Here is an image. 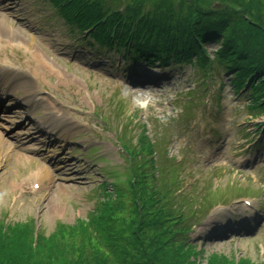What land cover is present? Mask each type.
<instances>
[{
	"label": "rangeland",
	"instance_id": "obj_1",
	"mask_svg": "<svg viewBox=\"0 0 264 264\" xmlns=\"http://www.w3.org/2000/svg\"><path fill=\"white\" fill-rule=\"evenodd\" d=\"M1 3L15 25L0 17V29L24 40L21 49L13 41L4 46L7 38L0 44V88L10 77L23 86L0 96L1 225L33 224L50 236L61 225L87 222L101 203L117 199L116 190L129 195L135 161L121 145L138 148L146 129L143 137L164 141L158 163L168 169H157V182L168 177L170 188L181 190L175 196L195 216L190 237L205 252L202 262L221 254L264 264V112L252 117L249 96L234 93L231 73L169 67L154 80L141 63L129 73L119 54L69 29L49 0ZM25 44L58 74L35 76ZM220 47L205 46L209 61ZM255 135L259 154L250 147ZM219 200L226 205L205 216ZM247 203L251 219L239 223L238 208L252 209Z\"/></svg>",
	"mask_w": 264,
	"mask_h": 264
},
{
	"label": "trees",
	"instance_id": "obj_2",
	"mask_svg": "<svg viewBox=\"0 0 264 264\" xmlns=\"http://www.w3.org/2000/svg\"><path fill=\"white\" fill-rule=\"evenodd\" d=\"M49 1L69 27L87 29L98 46L122 50L131 62L205 74L215 63L233 72L234 92L249 81L251 109L264 111V0ZM214 42L221 48L209 61L203 48ZM123 146L135 161L129 195L116 190L117 199L101 203L87 222L61 225L50 236L33 224H0V264H256L221 254L202 262L189 205L178 202L168 177L159 186L157 174L168 169L159 168L162 144L141 136L138 148Z\"/></svg>",
	"mask_w": 264,
	"mask_h": 264
},
{
	"label": "bare ground",
	"instance_id": "obj_3",
	"mask_svg": "<svg viewBox=\"0 0 264 264\" xmlns=\"http://www.w3.org/2000/svg\"><path fill=\"white\" fill-rule=\"evenodd\" d=\"M4 5H0V17H2L3 19H5L7 22L9 21L11 23H13L15 25V23L13 22V20L11 19L10 15L8 13H6L5 9H8L5 7L4 9ZM12 25V24H11ZM22 27V26H21ZM6 37L8 40L5 41L6 43L4 44V46H9L8 44H10L9 41H13L16 42L18 47L21 49L22 46H24V40L16 35L15 33H7L5 31H3L2 29H0V37ZM2 40L0 39V44ZM26 53H28V55H30V60L28 59L29 63L32 65V70L34 72V75L37 77L42 78V76L48 77L51 74H58V71L55 70L51 64L49 63V61L45 58V56L43 55V53H41L40 50L36 49L34 46H28L25 44V47L23 48ZM9 74H13L14 76L17 75V71L13 68V66H9ZM4 88H5V96L8 97V95L13 94L15 91L16 92H22L23 90V86L21 84H18L17 86L13 84V77H10L8 79L4 78ZM148 95L150 93H147ZM147 94L143 93V95L148 96ZM28 96L27 93H25V96ZM27 98V97H26ZM24 158V157H23ZM25 160H27L26 158H24ZM67 166V164L65 165V167ZM238 208V207H237ZM244 209V207L242 208ZM238 210H241L240 208H238Z\"/></svg>",
	"mask_w": 264,
	"mask_h": 264
},
{
	"label": "snow or ice",
	"instance_id": "obj_4",
	"mask_svg": "<svg viewBox=\"0 0 264 264\" xmlns=\"http://www.w3.org/2000/svg\"><path fill=\"white\" fill-rule=\"evenodd\" d=\"M4 246V238L0 236V249H2Z\"/></svg>",
	"mask_w": 264,
	"mask_h": 264
}]
</instances>
